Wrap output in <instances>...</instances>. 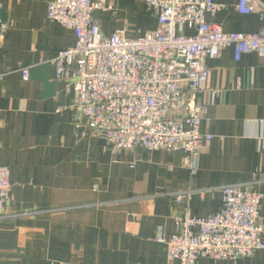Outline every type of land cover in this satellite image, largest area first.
Segmentation results:
<instances>
[{"label": "crops", "instance_id": "0c3cea01", "mask_svg": "<svg viewBox=\"0 0 264 264\" xmlns=\"http://www.w3.org/2000/svg\"><path fill=\"white\" fill-rule=\"evenodd\" d=\"M50 1L0 0V167L9 169L11 184L0 264H167L156 238L175 234L184 212L212 215L225 185L260 194L264 243V57L250 53L235 62L225 49L206 62L200 132L213 139L193 175L181 152L112 155L74 110L69 82L55 80L52 61L75 37L47 19ZM100 1L112 8L96 15L105 37L124 31L135 39L158 28L143 0ZM212 1L225 10L206 19L225 33L253 34L263 24L257 15L239 14V0ZM186 191L191 195L176 202ZM198 264H264V250Z\"/></svg>", "mask_w": 264, "mask_h": 264}, {"label": "built area", "instance_id": "2783aa9c", "mask_svg": "<svg viewBox=\"0 0 264 264\" xmlns=\"http://www.w3.org/2000/svg\"><path fill=\"white\" fill-rule=\"evenodd\" d=\"M143 2L158 28L130 39L124 31L101 34L96 15L112 8L100 0H51L47 19L75 37L74 46L59 51L52 61L55 80L69 82L74 110L107 152H181L193 175L213 139L200 132L207 116L206 105L198 101L209 78L206 62L225 49L233 50L235 62L250 53L264 57V5L238 1L239 14L257 15L263 23L258 32L241 34L225 33L207 21V15L225 10L212 0ZM3 31L2 26L0 38ZM21 74L27 81L28 70L21 69ZM219 190L221 206L212 215L195 218L184 212L177 218L175 234L167 240L156 238L166 247L167 264L235 262L264 250L260 194L241 185ZM190 195L177 194L175 201ZM10 200L9 169L0 167V220Z\"/></svg>", "mask_w": 264, "mask_h": 264}]
</instances>
